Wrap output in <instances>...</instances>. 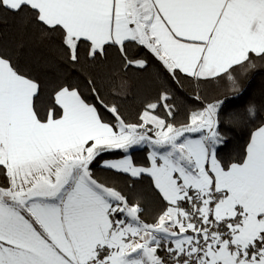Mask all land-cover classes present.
<instances>
[{
  "label": "snow or ice",
  "instance_id": "6c2138e0",
  "mask_svg": "<svg viewBox=\"0 0 264 264\" xmlns=\"http://www.w3.org/2000/svg\"><path fill=\"white\" fill-rule=\"evenodd\" d=\"M0 13L58 38L70 68L115 50L125 72L147 71L152 57L177 88L227 85L211 102L196 96L201 106L177 122L169 84L129 123L91 72L45 99L41 81L0 52V264H264V122L239 162L219 156L225 110L264 63V0H0ZM245 112L255 117L256 105ZM144 146L149 165L138 166L131 153ZM116 150L123 158L102 166L151 178L164 202L153 222L142 195L95 177L94 162Z\"/></svg>",
  "mask_w": 264,
  "mask_h": 264
},
{
  "label": "trees",
  "instance_id": "16d2710c",
  "mask_svg": "<svg viewBox=\"0 0 264 264\" xmlns=\"http://www.w3.org/2000/svg\"><path fill=\"white\" fill-rule=\"evenodd\" d=\"M58 38L41 40L36 29L12 13H0V52L12 55L19 66L35 76L45 88V99L52 89L65 81L83 80L82 72H91L98 80L103 81L105 100L115 103L123 117L129 123L138 122L139 114L148 102L154 101L163 87L170 84L166 81L167 73L158 75L162 71L159 62L149 57L152 67L147 71H122L120 69L118 53L110 51L107 62L94 67L85 65V69L70 68L57 59L55 44ZM22 45V46H21ZM144 54V53H142ZM175 90V104L177 122L186 119L189 110L200 107L201 102L195 97L200 96L203 102L222 98L227 87L222 80H209L199 82V86L185 79L180 88L170 84ZM255 104L257 112L255 117H248L245 109L248 104ZM103 111V110H102ZM228 113H232L229 117ZM107 119L112 117L105 112ZM264 122V63L251 70L246 78L241 79V95L228 104L221 125L222 132L229 141L227 148L219 153L220 158L227 163L239 162L245 154V149L251 132L260 123ZM121 152H109L98 158L92 168L95 177L108 184L129 193L140 194L144 197L146 207L145 220L153 222L154 217L163 206L152 187V180L143 176L139 180L130 178L127 174L118 173L102 167L106 159L120 158ZM135 164L148 166V150H135L132 152ZM130 192V188H133Z\"/></svg>",
  "mask_w": 264,
  "mask_h": 264
},
{
  "label": "crops",
  "instance_id": "0c3cea01",
  "mask_svg": "<svg viewBox=\"0 0 264 264\" xmlns=\"http://www.w3.org/2000/svg\"><path fill=\"white\" fill-rule=\"evenodd\" d=\"M142 149H147L148 150V152L150 151L146 146H144V147H138V148H136L135 150H142ZM134 150V151H135ZM114 152H120L119 150H116V151H114ZM131 156H132V153H131ZM123 158V156L122 157H120V158H112V159H106V160H104V161H115V160H119V159H122ZM133 159V158H132ZM103 163V162H102ZM102 165V164H101ZM139 166V165H138ZM141 166V165H140ZM103 167V166H102ZM105 168V167H104ZM114 171V170H113ZM145 176H147V175H145Z\"/></svg>",
  "mask_w": 264,
  "mask_h": 264
}]
</instances>
